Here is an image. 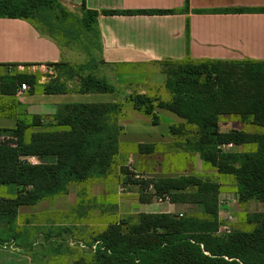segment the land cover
Listing matches in <instances>:
<instances>
[{
  "label": "trees",
  "instance_id": "trees-1",
  "mask_svg": "<svg viewBox=\"0 0 264 264\" xmlns=\"http://www.w3.org/2000/svg\"><path fill=\"white\" fill-rule=\"evenodd\" d=\"M188 9L186 0L182 11L156 14L174 15ZM64 10L57 0H0V18L29 21L52 33L56 31L53 15L63 12L61 16H70ZM82 11V23L87 29L95 26L100 15H118L88 11L84 0ZM55 18L59 19V14ZM159 65L164 69L169 99L131 93L126 102L152 116L153 125L160 122L157 108L183 119V125L170 127L171 135L182 139L176 145L199 155L218 174L232 177L241 204H264V62L167 61ZM61 67L58 78L44 86L46 95L117 93L102 78L80 75V71L85 72V65L77 69ZM23 84L29 86L32 94L37 76L17 72L7 75L1 79V93L14 96ZM122 112L123 105L119 103L64 104L57 107L54 124L45 125L44 118L25 115L14 129H0V136L10 134L14 138L0 143V191L3 187L15 189L12 199L0 196V248L17 245L22 238L21 207L66 196L74 185L110 183L121 174L128 177L127 184L140 187L141 203L168 199L172 204L189 205L200 212L124 217L94 235L87 243V252L70 251L75 258L73 264H264V213L248 216L251 230L222 233L219 184L194 176L136 180L130 178L127 168H119ZM233 115L259 131L221 132V117ZM230 143L255 144L257 150H220L221 145ZM147 149L152 146L138 147L141 152ZM29 157H37L41 163L32 165L25 161ZM43 242L48 254L51 247L48 240ZM66 248L60 244L52 250L64 251L68 256L70 249Z\"/></svg>",
  "mask_w": 264,
  "mask_h": 264
},
{
  "label": "crops",
  "instance_id": "crops-1",
  "mask_svg": "<svg viewBox=\"0 0 264 264\" xmlns=\"http://www.w3.org/2000/svg\"><path fill=\"white\" fill-rule=\"evenodd\" d=\"M57 1L69 14L80 13L82 20L83 0ZM84 2L88 11L118 13L114 16L100 15L94 26L99 41V64H160L167 61L264 62V0H188V11L174 15H157L156 12L182 11L186 0ZM125 13L134 15H123ZM53 28L56 30L54 33L29 21L0 18V129H14L25 115L40 116L44 118L45 125L54 124V115L59 105L117 104L116 94L44 93V86L58 78L61 66L66 65L69 69L74 60L71 49L65 47V44L69 46L68 41L63 44L60 39L62 36L55 35L59 29ZM30 69L38 72L35 74V93L28 92L22 96L18 92L14 96L1 93L3 77L12 75L15 71L31 74ZM68 84L73 86L72 82L68 81ZM123 113L125 114L119 119V124L124 129L119 140V168L129 167L135 174H141L149 180L194 176L219 184L222 230L228 226L230 232L232 231L233 216L227 222L224 217L232 214L237 205L246 209L257 203L264 210V204L257 201L241 204L235 180L218 174L199 155L162 150L166 146L182 149L176 145L182 139L172 136L170 127L183 125V119L165 109L157 108L156 114L160 122L153 125L152 116L133 107L129 108L128 114L123 107ZM232 121L238 126L244 125L239 116H223L220 119V131L226 133L245 130L241 127L223 129L222 124ZM139 146H152V149L142 152H137L135 148L133 151H123L129 150L126 149L128 147L138 149ZM249 146L253 149L250 152L257 150V145L245 144L237 146L235 152L249 153L243 152V148ZM35 158L40 164L41 160ZM120 182L114 185H74L69 188L66 196L21 207L19 226L32 232L22 233L17 245L12 243L10 247L0 248V264H36L34 249L41 243L45 246L44 240H48L47 244L54 248L65 244V248L78 254L87 252V243L94 235L100 233L103 227L119 222L124 217H136L141 213L188 214L192 208L189 205L172 204L169 200L159 202L158 199L142 204L137 199L130 204L121 193ZM87 194L94 200L99 197L105 203L89 207L84 200L88 197ZM112 195H116V204H109L107 201ZM113 207L115 210L109 211ZM92 209L95 210L94 215L90 214ZM63 252L49 249L50 264H73L75 258L70 250L68 256Z\"/></svg>",
  "mask_w": 264,
  "mask_h": 264
},
{
  "label": "rangeland",
  "instance_id": "rangeland-1",
  "mask_svg": "<svg viewBox=\"0 0 264 264\" xmlns=\"http://www.w3.org/2000/svg\"><path fill=\"white\" fill-rule=\"evenodd\" d=\"M65 11V10H64ZM67 11L64 12V14ZM63 12H58L55 15L59 14V19L55 18V15H53V27L55 29H59V31L55 32L56 34L61 35L62 37V43L65 44L68 41L69 46L65 44V47L68 49H71L72 55L74 56L73 64L70 66L71 68L77 69L81 66L85 65L87 67L85 72L80 71L81 74H91L95 77L102 78L109 82L111 85H113L117 93V103L122 104L125 108L126 114H128L129 108H132L129 103L126 102L127 96H129L131 93H140V92H146L151 97L159 98L162 101H167L169 99L167 90L165 88L166 83V76L164 74V69L159 64H114L107 65V64H99V55H98V49H99V41L97 39V32L95 30V27L92 26L91 29H87L85 25L82 23L81 20V14L76 12L73 14H70V16H61L60 14ZM65 36V38H63ZM67 50V49H66ZM76 63V64H74ZM24 70V69H23ZM26 70V69H25ZM31 74L35 75L38 74V72L35 71V69H30ZM28 71V70H27ZM75 72H78L74 70ZM17 71H15L16 73ZM46 76V75H45ZM42 80V79H40ZM36 90V89H35ZM34 90V93H35ZM125 114L122 112V115ZM228 121V120H227ZM223 129H231V128H238L241 127L246 132H258L259 129L256 126L250 125L249 123H244V125L236 124V122L232 121L229 124H222ZM124 134H121V136ZM4 141L1 140L0 143H6V141L10 138V134H4ZM120 136V138H121ZM138 152V149L136 147H128L126 149L129 150H122L123 151H133V149ZM121 149V144H120ZM163 151H168L169 153H181L182 149H177L175 146L169 147L166 146L165 148H162ZM253 149L249 146L246 148H243V152H250ZM122 151V152H123ZM236 151V150H235ZM121 153V152H120ZM120 156L118 157V163H119ZM125 168V167H124ZM129 172L131 173L130 178L136 179V180H148L141 174H135L131 168L127 167ZM139 176V177H137ZM128 177H125L123 175H119L115 177L110 184H118L120 181V189L121 193L126 200H128V203H132V201H136L137 199L141 203V190L138 185L133 184H127L126 179ZM88 185V184H85ZM83 185V186H85ZM14 188V187H10ZM15 190V189H14ZM13 189H9V187H3L0 191V196L5 198H14L15 191ZM87 198H84V200L87 201V205L89 207L96 206L98 203H105L101 198H97L94 200L92 196H89L87 194ZM61 198V196L56 197ZM109 204H116V195H112V197H109V200H107ZM96 202V203H95ZM142 204V203H141ZM262 205H258L257 203H253L251 206H249L246 209H242L241 206L237 205L236 208H233L232 214H227L225 218V222L229 221L232 216V224H233V230L234 229H240V230H251L253 226L248 225L247 218L249 215L253 214H259L264 213V210L261 208ZM112 209L115 210V208H110L109 211ZM107 211V209H105ZM199 209L197 208H190L188 214H199ZM95 210L92 209L90 211V214L94 215ZM222 222V221H221ZM224 222V221H223ZM104 228V227H103ZM28 231H24L22 233H26ZM29 232H32V230H29ZM222 233H228V232H222ZM230 233V232H229ZM49 246V245H48ZM59 246V245H58ZM57 246V247H58ZM51 248H54L53 246H49ZM45 246L41 243L38 247H35L34 251L36 254V264H50V259L48 258V254H45L44 249ZM73 249V248H72ZM70 251H73L70 249ZM47 255V256H46Z\"/></svg>",
  "mask_w": 264,
  "mask_h": 264
},
{
  "label": "built area",
  "instance_id": "built-area-1",
  "mask_svg": "<svg viewBox=\"0 0 264 264\" xmlns=\"http://www.w3.org/2000/svg\"><path fill=\"white\" fill-rule=\"evenodd\" d=\"M20 70H21V69H20ZM29 90H30L29 86L26 85V84H23V85L20 87V89H19V91H18V94H19L20 96H22V95H24V94H27V93L29 92ZM1 140L4 141V136H3V135L0 136V141H1ZM8 140H14V138L10 136V138H9ZM236 148H237V146L234 145V144H232V143H230V144H223V145L220 146V150H221L222 152H234ZM25 161H27L28 163H30V164H32V165H37V164H38V162H37V160H36L35 157H29V158H26ZM137 177H139V176H137ZM158 200H159V202L165 201V200H163V199H158ZM167 200H168V199H167ZM229 220H231V218H230ZM222 231H223V232H228V233H229V232H230V229L228 228V226H226V227H223V230H222Z\"/></svg>",
  "mask_w": 264,
  "mask_h": 264
}]
</instances>
